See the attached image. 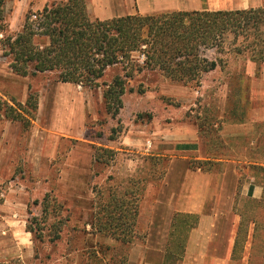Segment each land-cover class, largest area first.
<instances>
[{
    "label": "rangeland",
    "instance_id": "obj_1",
    "mask_svg": "<svg viewBox=\"0 0 264 264\" xmlns=\"http://www.w3.org/2000/svg\"><path fill=\"white\" fill-rule=\"evenodd\" d=\"M53 1L61 0H0V141L7 127L14 137L19 136L17 155L20 162L14 167V172L19 177L17 183L12 185L30 191L35 187L34 193L41 196L30 205V226L35 230V235L32 233L34 256L37 255L33 264H95L88 259L86 250L95 248L98 241L116 247L119 255H127L129 250L117 241V244H107L102 238L108 236L93 232L91 220L97 195L94 187L98 186L105 191L110 185L115 187L123 184L130 177H147L141 208L144 205L148 208L152 206L162 184L160 178L166 166V160L161 159L158 162L155 159L180 156L182 123L199 128V151L210 155L228 153L229 141L233 138L231 133L238 132L242 122L247 123L245 128L249 130L255 129L258 124L248 121L247 118L252 115L253 110L259 112L256 109L264 102V94L261 92L264 88V64L252 62L248 55L226 56L228 63L205 74L199 87L169 79L159 70H146L137 74L129 83L122 107L115 117L105 108L103 87L89 89L72 83H62L57 80L55 72L24 77L11 69L10 58L5 55L6 38L22 31L27 14L36 13ZM87 2L92 17L100 19L136 13H161L164 9L158 6H142L137 0ZM257 7L259 6L230 5L211 8L236 10ZM115 73L116 69H110L105 80H111ZM21 82L25 83V91ZM140 88L145 92L141 93ZM6 93H17L20 99L7 97V100L3 96ZM30 93L36 96L39 105L34 117L27 115L25 121L10 119L6 114V103L18 109V104H24V96ZM34 128H38L40 132L44 130L55 133L59 138L57 154L50 164L44 159L38 160L37 165L28 160L32 152L33 159L36 160V152L43 149L45 144L43 140L41 143L31 140ZM126 138L128 141L132 139V142L134 139L138 140L135 144H131V141L125 144ZM237 145L240 146L241 143L239 145L238 142ZM95 146L115 151L112 158L105 156L111 158L108 163H93ZM72 148L76 150L71 157L74 161L79 160V164L73 161L70 165L66 162ZM189 156L190 161L198 160L195 154ZM209 166L213 167L212 164H205L206 168ZM238 172L240 191L248 176L256 172L245 163L238 165ZM110 176L114 179L111 180ZM258 180H264L262 173ZM10 181L2 183L0 192H4L3 185ZM82 192L83 195L88 192L90 197L94 195V201L85 198L86 202L89 201V204L83 203L85 208L79 206L77 199ZM47 194L50 195L49 205L54 206L56 201L62 208L56 217L50 210L44 222L43 219L40 220L43 218L41 203ZM36 201L39 202L38 205ZM91 204L92 212L91 208L89 210ZM235 205V211L242 213L240 244L247 238L252 218L259 222L255 236L258 244L251 251L254 260L250 264H264V199L254 201L238 196ZM36 217L38 223L33 221ZM68 217L70 220L67 221ZM61 220L64 223L58 231L53 225ZM113 253V250L106 252L100 264L112 262ZM173 263L169 259L168 264Z\"/></svg>",
    "mask_w": 264,
    "mask_h": 264
},
{
    "label": "trees",
    "instance_id": "obj_2",
    "mask_svg": "<svg viewBox=\"0 0 264 264\" xmlns=\"http://www.w3.org/2000/svg\"><path fill=\"white\" fill-rule=\"evenodd\" d=\"M4 48L11 69L20 76L55 72L57 80L63 83L89 89L103 87L105 108L116 117L129 83L146 70H159L169 79L199 87L205 74L228 63L226 56L248 55L252 62L264 64V5L236 10L136 13L100 19L92 17L87 0L53 1L36 13L27 14L22 31L7 37ZM110 69H116V73L107 81ZM140 92L145 91L140 88ZM6 104L7 116L16 121L27 120V115L33 118L38 109V100L31 93L25 104H18V109ZM230 143L228 153H214L213 157L244 158L248 167L256 172L252 173L255 182L264 186V180H258L261 173L264 177V122H259L250 134L231 138ZM94 149V164L108 163L115 153L106 147L95 146ZM169 158L155 159L158 162L166 160L162 181ZM207 163L214 165L211 160H192L190 166L210 170L211 166L205 167ZM110 179L114 177L110 176ZM146 182L147 177H130L125 183L115 187L110 185L105 191L94 187L97 195L91 220L93 232L111 237L129 250L136 236ZM49 196L47 194L41 203L43 218L40 220L44 222L50 210L56 217L62 208L56 201L54 206L49 205ZM262 197L264 199V194ZM33 221L38 223L39 220L36 217ZM195 221L196 217L176 215L172 234L180 231V239H186V233ZM252 221L257 230L259 222L255 218ZM62 223V220L58 221L53 227L59 231ZM28 230L35 235L31 226ZM255 236L256 233L254 242L257 245ZM180 247V244L170 247L173 250H170L166 264L169 259L177 261ZM111 250L114 251L113 263L109 264H126L128 253L119 255L116 247L100 241L95 248L86 250V254L91 262L100 264L106 252ZM8 264L21 263L12 261Z\"/></svg>",
    "mask_w": 264,
    "mask_h": 264
},
{
    "label": "crops",
    "instance_id": "obj_3",
    "mask_svg": "<svg viewBox=\"0 0 264 264\" xmlns=\"http://www.w3.org/2000/svg\"><path fill=\"white\" fill-rule=\"evenodd\" d=\"M137 2L142 6L163 7L161 13L213 10L211 8L213 6L257 5L261 7L264 5V0H240L239 2H233V0H137ZM148 14L159 13L149 12L144 15ZM262 81L264 86V77ZM21 84L25 91V83L21 82ZM261 92L264 94V88ZM0 95H2L1 92ZM3 96L6 99L7 97L20 99L17 93L14 95L6 93ZM27 98L28 94L24 96V99L27 100ZM256 110L259 112L253 110L247 120L252 123L264 122V102ZM246 124L242 122L241 129L231 133V137L255 131V129H246ZM2 135L0 167L3 169L0 170V186L8 180L11 181L3 185L4 192H0V264H8L12 261L33 264L34 240L32 232L28 230L30 205L41 196L34 193L35 187L30 191L21 186L12 185L17 183L19 177L14 172V167L20 162L17 155L19 136L14 137L9 127L3 131ZM199 137L198 127L190 126L188 123L180 125V156H169L166 173L152 206L149 208L142 206L136 226V236L128 251L126 264H166L170 250H173L170 247L177 244L181 247L180 252L176 254L177 261L173 264H250L254 260V254L251 251L256 246L254 242L256 224L252 220L249 222L247 238L240 244L242 213L235 211V204L238 196L260 201L263 198L264 186L256 183L253 176H248L246 183L239 191L238 165L248 163L242 157L231 158L218 155L215 158L212 154L199 151L200 147L197 146L200 142ZM31 140H36L37 143L43 140L45 144L43 149L36 152V160L33 159V152L30 153L29 162L37 165L38 160L44 159L47 164H50L57 154L58 136L55 133L44 130L40 132L38 128H34ZM136 140L138 139L132 142L130 139L131 144H135ZM130 141L126 138L124 143L129 144ZM229 144H231L230 141ZM75 150L72 148L66 161L70 165L74 161L71 154ZM192 154H195L198 160L213 161V167L210 170L192 168L189 160V155ZM74 162L80 163L79 160ZM85 198L94 201V195L90 197L88 192H85V195L83 192L78 195L79 206L82 208H85L83 203L89 204ZM90 208L92 212V204L89 210ZM176 215L196 217L194 225L189 227L186 233V239H180V231L172 234ZM102 240H105L107 244H117L111 237H103Z\"/></svg>",
    "mask_w": 264,
    "mask_h": 264
}]
</instances>
